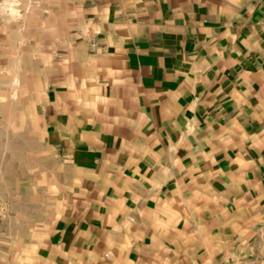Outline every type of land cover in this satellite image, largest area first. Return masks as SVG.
I'll return each instance as SVG.
<instances>
[{"label":"crops","instance_id":"crops-1","mask_svg":"<svg viewBox=\"0 0 264 264\" xmlns=\"http://www.w3.org/2000/svg\"><path fill=\"white\" fill-rule=\"evenodd\" d=\"M82 8L109 105L63 129L87 193L58 233L64 263L264 258V0Z\"/></svg>","mask_w":264,"mask_h":264},{"label":"rangeland","instance_id":"rangeland-1","mask_svg":"<svg viewBox=\"0 0 264 264\" xmlns=\"http://www.w3.org/2000/svg\"><path fill=\"white\" fill-rule=\"evenodd\" d=\"M82 2L0 0V264H70L58 233L82 215L87 193L63 129L93 109L90 120L103 123L109 105L88 66L96 46Z\"/></svg>","mask_w":264,"mask_h":264},{"label":"built area","instance_id":"built-area-1","mask_svg":"<svg viewBox=\"0 0 264 264\" xmlns=\"http://www.w3.org/2000/svg\"><path fill=\"white\" fill-rule=\"evenodd\" d=\"M92 45H93V46H96V42H95V41H93Z\"/></svg>","mask_w":264,"mask_h":264},{"label":"bare ground","instance_id":"bare-ground-1","mask_svg":"<svg viewBox=\"0 0 264 264\" xmlns=\"http://www.w3.org/2000/svg\"><path fill=\"white\" fill-rule=\"evenodd\" d=\"M13 2V1H12ZM9 4V3H8ZM10 8H11V6H10Z\"/></svg>","mask_w":264,"mask_h":264}]
</instances>
